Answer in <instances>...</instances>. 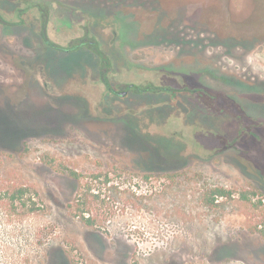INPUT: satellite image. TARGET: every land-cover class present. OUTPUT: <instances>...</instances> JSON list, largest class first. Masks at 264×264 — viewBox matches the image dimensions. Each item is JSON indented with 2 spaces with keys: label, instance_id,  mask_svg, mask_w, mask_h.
Listing matches in <instances>:
<instances>
[{
  "label": "rangeland",
  "instance_id": "374dc122",
  "mask_svg": "<svg viewBox=\"0 0 264 264\" xmlns=\"http://www.w3.org/2000/svg\"><path fill=\"white\" fill-rule=\"evenodd\" d=\"M14 1L0 0V11L22 7ZM65 1L93 7L92 31L122 27L128 44L141 40L132 19L143 16L160 42L133 60L196 70L203 59L183 58L187 45L257 38L258 47L239 53L264 73V0ZM51 59L71 75L83 62L62 53ZM167 75L156 80L179 87ZM78 100L88 110L57 118L31 115L22 94L0 98V264H264V131L217 129L215 116L192 127L182 101L165 96ZM148 158L164 170L143 179L136 170L149 171ZM16 187L28 189L26 205L11 203ZM216 188L229 195L212 198Z\"/></svg>",
  "mask_w": 264,
  "mask_h": 264
},
{
  "label": "flooded vegetation",
  "instance_id": "af4514ba",
  "mask_svg": "<svg viewBox=\"0 0 264 264\" xmlns=\"http://www.w3.org/2000/svg\"><path fill=\"white\" fill-rule=\"evenodd\" d=\"M13 3L22 4V7L17 6L12 12L0 11V98L11 99L22 94L23 100L30 102L31 115L58 118L65 114H81L88 109L79 106L78 99L92 102L96 98L116 101L165 96L176 106L177 100L182 101L192 127H206L211 116H215L222 118L211 123L217 129L264 131V73L255 62L243 60L244 56L239 53L251 52L258 47L257 38L243 45H187L189 49L183 58L203 59V67L196 70L163 67L159 58L150 66L145 59L136 61L132 56V53L160 42L159 33L155 30H152L154 33L147 32L143 16H133L132 19L136 26L134 38L141 40L128 44L121 37L122 27L112 25L102 36L93 32L96 11L79 2L16 0ZM116 21L122 26L121 20ZM26 25L25 32L18 34ZM151 36L154 37L153 43ZM56 53L82 58V66L74 68L72 75L64 67L60 71L51 59ZM223 58L232 64L221 61ZM210 68L220 73V81L212 76L215 73ZM163 71L168 72L167 77L179 87L162 85L161 79L156 80ZM151 74H154L153 80ZM178 74L184 77L178 78ZM199 82L205 86L197 85ZM213 82L222 84L220 90L212 89L216 88L210 86ZM195 102L199 107L195 108ZM93 110L99 114L97 108H89L90 112ZM148 163L152 165L149 171L145 172L140 166L136 170L143 179L151 178L144 174L164 170L151 158ZM187 163V160L177 163L169 170H180Z\"/></svg>",
  "mask_w": 264,
  "mask_h": 264
},
{
  "label": "trees",
  "instance_id": "16d2710c",
  "mask_svg": "<svg viewBox=\"0 0 264 264\" xmlns=\"http://www.w3.org/2000/svg\"><path fill=\"white\" fill-rule=\"evenodd\" d=\"M74 175V174H73ZM28 193V189L25 188V187H16V189H14V192L11 193L10 195V201L11 203H15V202H21L24 198V196ZM212 198L214 196H219V197H222V196H228L229 193L226 192L225 190L223 189H220V188H216V189H212L211 190V194ZM92 197L94 199L98 198L97 195H92ZM242 198H244V196H242ZM28 201H30V207L28 208V212L32 213L35 211V202L31 201V196L28 197ZM213 201V199H211V202ZM22 204L23 205H26V201H22ZM15 210V209H14ZM81 219L84 221L85 225L89 226V227H92L95 223V219H92L90 218L89 216H86L85 218H82ZM263 238H264V234H263Z\"/></svg>",
  "mask_w": 264,
  "mask_h": 264
}]
</instances>
